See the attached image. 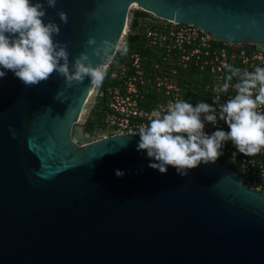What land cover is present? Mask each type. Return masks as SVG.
I'll return each instance as SVG.
<instances>
[{
	"label": "water",
	"instance_id": "95a60500",
	"mask_svg": "<svg viewBox=\"0 0 264 264\" xmlns=\"http://www.w3.org/2000/svg\"><path fill=\"white\" fill-rule=\"evenodd\" d=\"M40 2L70 62L85 52L98 64L93 48L121 40L133 3L134 28L155 14L264 50V0ZM95 92L89 78L71 88L55 73L32 87L0 78V264H264V194L218 160L162 174L138 134L87 131Z\"/></svg>",
	"mask_w": 264,
	"mask_h": 264
},
{
	"label": "clouds",
	"instance_id": "9594fccd",
	"mask_svg": "<svg viewBox=\"0 0 264 264\" xmlns=\"http://www.w3.org/2000/svg\"><path fill=\"white\" fill-rule=\"evenodd\" d=\"M45 2L49 8H55L57 0ZM46 14L45 3L40 0H0V78L6 76V71H11L26 87H32L47 81L55 73L64 78L68 88L74 82L79 84L89 78L91 87L99 89L115 54L128 53L127 42L101 41L93 48V55L100 59L95 66L85 52L70 62V42L54 39L59 35L60 27L51 20L45 22ZM58 16L67 24V13L60 11ZM96 43L94 37L86 41L89 46ZM225 68L229 74L216 88L215 107L203 101L193 106L178 100L170 103L163 115L153 111L154 118L148 126L132 134L139 135L137 151H146L147 157L155 161L148 167L166 174L171 166L179 175L187 176L189 170L202 163L214 164L223 155L221 149L225 142L231 141L239 153L248 157L264 150V113L258 111L264 106V67H256L254 71H241L231 65H225ZM234 77L238 81L232 84ZM229 88H234L236 94L220 103L219 93L226 94ZM217 108L220 120L225 121L229 131L216 130L209 135L204 131L205 122L216 124ZM9 131L15 139L17 133L11 125ZM115 175L120 178L125 173L117 169Z\"/></svg>",
	"mask_w": 264,
	"mask_h": 264
},
{
	"label": "built area",
	"instance_id": "2783aa9c",
	"mask_svg": "<svg viewBox=\"0 0 264 264\" xmlns=\"http://www.w3.org/2000/svg\"><path fill=\"white\" fill-rule=\"evenodd\" d=\"M135 8L131 7L127 28L120 42H127L126 55L116 53L108 66L103 85L96 89V100L87 117L92 118L98 134L112 128L120 133H137L153 119L152 112L162 115L170 103L187 101L213 104L229 73L225 65L241 71L264 67V50L249 45L227 44L211 32L191 23H181L154 14L141 25L133 27ZM238 81L234 77L231 81ZM235 89L219 93L220 103L234 96ZM215 107V105L213 104ZM97 108L93 114V110ZM264 113V106L258 109ZM216 130L229 131L219 118L215 125L205 122L204 131L211 135ZM218 159L241 175L245 183L264 194V150L255 156L237 151L231 141L225 142Z\"/></svg>",
	"mask_w": 264,
	"mask_h": 264
},
{
	"label": "trees",
	"instance_id": "16d2710c",
	"mask_svg": "<svg viewBox=\"0 0 264 264\" xmlns=\"http://www.w3.org/2000/svg\"><path fill=\"white\" fill-rule=\"evenodd\" d=\"M96 128H98V125L92 118H89L86 123V130L92 133L96 130Z\"/></svg>",
	"mask_w": 264,
	"mask_h": 264
},
{
	"label": "rangeland",
	"instance_id": "374dc122",
	"mask_svg": "<svg viewBox=\"0 0 264 264\" xmlns=\"http://www.w3.org/2000/svg\"><path fill=\"white\" fill-rule=\"evenodd\" d=\"M136 9H137V8H136ZM138 9H139V8H138ZM140 21H141V25H142L143 22L145 21V18H141ZM96 110H97V108H95V109L93 110V114L96 112ZM91 115H92V114H90L89 117H91ZM84 117H85V116L82 115L81 120H80V124L83 123V121H84ZM84 124H85V127H86V123H84Z\"/></svg>",
	"mask_w": 264,
	"mask_h": 264
},
{
	"label": "bare ground",
	"instance_id": "6f19581e",
	"mask_svg": "<svg viewBox=\"0 0 264 264\" xmlns=\"http://www.w3.org/2000/svg\"><path fill=\"white\" fill-rule=\"evenodd\" d=\"M132 8H135V9L137 8V9H138L139 6H138L137 4H134V3H133V4H132ZM126 27H127V26H126ZM125 30H126V29H125ZM93 92H94V89L91 90V92H90V97L93 95V94H92Z\"/></svg>",
	"mask_w": 264,
	"mask_h": 264
}]
</instances>
